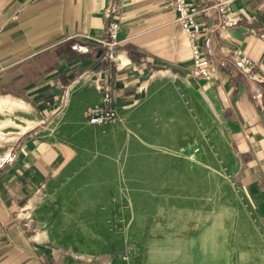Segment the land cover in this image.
Returning a JSON list of instances; mask_svg holds the SVG:
<instances>
[{
    "label": "crops",
    "instance_id": "obj_1",
    "mask_svg": "<svg viewBox=\"0 0 264 264\" xmlns=\"http://www.w3.org/2000/svg\"><path fill=\"white\" fill-rule=\"evenodd\" d=\"M190 2L209 80L191 74L174 0H0V264H99L54 239L63 220L45 227L32 217L33 200L73 157L57 129L93 107L121 111L170 88L216 129L264 236V0H232L225 22L199 11L213 0ZM113 23L110 60L101 40ZM237 50L249 66L237 65Z\"/></svg>",
    "mask_w": 264,
    "mask_h": 264
},
{
    "label": "rangeland",
    "instance_id": "obj_2",
    "mask_svg": "<svg viewBox=\"0 0 264 264\" xmlns=\"http://www.w3.org/2000/svg\"><path fill=\"white\" fill-rule=\"evenodd\" d=\"M96 110L57 129L73 157L30 209L63 220L58 243L99 264H264L231 154L189 94L161 90L102 126Z\"/></svg>",
    "mask_w": 264,
    "mask_h": 264
},
{
    "label": "built area",
    "instance_id": "obj_3",
    "mask_svg": "<svg viewBox=\"0 0 264 264\" xmlns=\"http://www.w3.org/2000/svg\"><path fill=\"white\" fill-rule=\"evenodd\" d=\"M174 9L177 12V21L180 23L181 28L188 35L192 43L191 74L193 77L208 80L210 79L211 69H209L204 62L201 47L198 42V39H200L201 36L203 38L202 27L196 17L198 9L192 5L190 0H174ZM229 10V0H213L212 3L205 5L199 11L208 16L211 15L210 11H213L217 14V18H220V21H223L225 18L229 17ZM117 28L118 23H113L108 37L101 40V43L106 49V56L110 60L114 58ZM234 60L241 68L251 64L250 60L242 55L240 51L237 52V58L235 57ZM105 100L108 101V97H105ZM115 112L116 110L114 108H107L104 110L99 109V111L96 110L88 117L89 122L95 125H105L113 121Z\"/></svg>",
    "mask_w": 264,
    "mask_h": 264
}]
</instances>
